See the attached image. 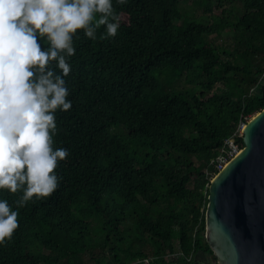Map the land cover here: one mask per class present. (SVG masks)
<instances>
[{"label": "trees", "instance_id": "trees-1", "mask_svg": "<svg viewBox=\"0 0 264 264\" xmlns=\"http://www.w3.org/2000/svg\"><path fill=\"white\" fill-rule=\"evenodd\" d=\"M115 9L126 16L115 36H102L103 25L95 40L78 30L66 77L73 105L57 111L56 146L70 148L63 179L19 206L0 264H86L85 252L94 264H169L164 255L177 249L215 264L204 238L206 172L240 119L264 107V0ZM19 196L0 189L10 202Z\"/></svg>", "mask_w": 264, "mask_h": 264}, {"label": "clouds", "instance_id": "clouds-1", "mask_svg": "<svg viewBox=\"0 0 264 264\" xmlns=\"http://www.w3.org/2000/svg\"><path fill=\"white\" fill-rule=\"evenodd\" d=\"M126 0H0V243L19 227L20 207L51 195L63 177L57 168L70 152L56 146L57 111L73 100L67 75L78 30L95 40L115 36ZM47 40V45L44 41ZM16 205V206H14Z\"/></svg>", "mask_w": 264, "mask_h": 264}, {"label": "water", "instance_id": "water-1", "mask_svg": "<svg viewBox=\"0 0 264 264\" xmlns=\"http://www.w3.org/2000/svg\"><path fill=\"white\" fill-rule=\"evenodd\" d=\"M242 141L208 184L204 238L215 264H264V107L245 123Z\"/></svg>", "mask_w": 264, "mask_h": 264}, {"label": "built area", "instance_id": "built-area-1", "mask_svg": "<svg viewBox=\"0 0 264 264\" xmlns=\"http://www.w3.org/2000/svg\"><path fill=\"white\" fill-rule=\"evenodd\" d=\"M261 79H264V73L262 74ZM248 119L249 116H243L240 119L232 135H230L228 138L225 139L224 144L219 149V153L217 154V156L211 159L210 163L213 165L215 170L206 172L209 178H211L218 170H220L228 162V160H230L234 155H236L240 151L242 146L239 144L237 138L242 137V129ZM196 231H197V226L194 229V234L196 233ZM192 255H193L192 253H189L188 255H184L180 249H177V251L175 252L167 253L166 255H164V257L165 256L178 257V258L183 257L185 258V260L188 261L193 257ZM153 258H155V256L144 257L141 260H137L136 262L141 261L145 264H148ZM129 264H134V262Z\"/></svg>", "mask_w": 264, "mask_h": 264}, {"label": "crops", "instance_id": "crops-1", "mask_svg": "<svg viewBox=\"0 0 264 264\" xmlns=\"http://www.w3.org/2000/svg\"><path fill=\"white\" fill-rule=\"evenodd\" d=\"M190 260H182L178 257H166L169 260V264H212L211 256L204 254L203 252H195Z\"/></svg>", "mask_w": 264, "mask_h": 264}, {"label": "rangeland", "instance_id": "rangeland-1", "mask_svg": "<svg viewBox=\"0 0 264 264\" xmlns=\"http://www.w3.org/2000/svg\"><path fill=\"white\" fill-rule=\"evenodd\" d=\"M184 8L186 9H190V10H193L195 14H200L202 12V8L201 7H198V6H194L192 4H189V3H185L183 5ZM215 13H217V9H215ZM121 18L123 20H126V16L125 15H121ZM228 33H224L223 36H220V37H217V41L218 42H221L222 40L227 42L229 40L228 38ZM185 86L184 82L182 80L179 81V86ZM92 257V254L90 252H85L83 254V260L86 262V264H94V261L90 258Z\"/></svg>", "mask_w": 264, "mask_h": 264}]
</instances>
